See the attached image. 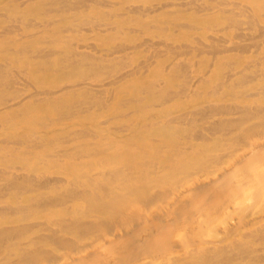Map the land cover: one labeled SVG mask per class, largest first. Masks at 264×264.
<instances>
[{
	"label": "bare ground",
	"instance_id": "1",
	"mask_svg": "<svg viewBox=\"0 0 264 264\" xmlns=\"http://www.w3.org/2000/svg\"><path fill=\"white\" fill-rule=\"evenodd\" d=\"M15 1L0 5L7 10L0 14V61H4L0 62V122L13 124L7 131L10 135L0 140V250L12 258L8 264H49L52 257L63 261L81 250L87 255L86 264H129L147 252L159 256L161 264H264V245H254L264 243V227H254L213 246H203L195 236L198 231L190 230L184 243L190 241L189 245L195 246L192 250L165 253L179 248L172 241L179 215L182 221L192 223L199 212L218 211L233 201L244 181L254 184L255 201L264 190V172L255 173L264 163V105L259 103L264 99V52L245 63L223 59L208 72L204 62L196 60L197 52H219L227 38L210 37L207 44L188 33L195 25L209 21L217 10L229 12L230 26L236 28L244 22L238 15H245L249 32L237 33L240 41L229 49L245 51L250 45L244 41L264 42V0H235L231 5L226 0H158L150 6H130L129 11L138 16L124 23L121 13L80 16L84 8H109L105 0H39L36 5L42 13L54 9L62 14L59 21L48 24L37 17L22 16L23 11L12 5ZM243 1L252 4L251 10ZM175 6L171 13L177 17L167 15ZM205 10L209 15L201 14ZM189 11L190 21L179 22ZM153 12V17H146ZM125 23L140 24L141 31L150 37L140 43L127 42ZM89 29L92 35L84 33ZM180 39L188 42H173ZM116 40L123 42L104 53L88 49L92 42ZM37 43L44 46L33 49ZM143 44L152 48L154 56L161 49L186 56L180 61L166 63L165 58L149 64L152 73L146 92L159 103H173L159 115L139 98H129L114 110L134 107L129 113L139 112L133 121L113 128L103 125L94 106L109 109L106 93L111 82L106 79L137 73L138 67L124 70L129 66V50ZM12 54L18 56L17 61H8ZM19 62L22 69L16 66ZM37 72L43 76L36 77ZM210 73L222 77L203 92L199 88L209 83ZM23 75L35 78L43 88L27 93L19 87ZM139 85L127 82L122 89L136 95L143 91ZM79 93L85 97L74 101ZM217 93L236 102L211 103L171 115L182 105V98L205 100ZM249 97L254 99L244 102ZM45 109H56L59 116H45ZM75 116L78 118L73 120ZM64 120L87 129L74 130L67 122L59 134L48 132L50 124ZM152 135L159 137L157 141ZM207 137L214 139L213 148L188 143L206 141ZM225 141L232 147L229 154L212 152L225 146ZM33 158L36 160L31 162ZM56 160L65 162L61 169L68 173L67 178L14 171L36 170L44 162ZM15 161L22 166L14 165ZM49 188L54 194L42 193ZM33 190L39 194L24 202V195ZM189 192L195 197L189 198ZM33 214L40 218L34 223L28 221ZM170 218L175 226L166 221H172ZM101 243L107 254L83 251ZM55 250L63 252L58 255Z\"/></svg>",
	"mask_w": 264,
	"mask_h": 264
},
{
	"label": "rangeland",
	"instance_id": "2",
	"mask_svg": "<svg viewBox=\"0 0 264 264\" xmlns=\"http://www.w3.org/2000/svg\"><path fill=\"white\" fill-rule=\"evenodd\" d=\"M10 0H0V5L1 4H11L9 3ZM37 1L39 0H33L31 2H33V4L30 3L29 0H17L12 5H15V7H19V12L23 11L22 16L27 17L28 19H32L33 17H37L40 19L41 22L44 23H50V21H59L62 18V14L59 11H56L54 9L51 10H47L46 13H42V10L40 8L37 7ZM44 1H50V0H44ZM106 3L108 2L109 8L108 7H102L101 9L99 8H94V7H89L87 9L84 8V11L80 14L81 17H86V16H93V15H97V14H101L98 17H103L107 12H112V13H121L122 14V20L121 22H125L127 21H135V19L137 18L138 14H136L135 12H131L129 11V7H133V6H140V5H145V6H150L153 4H156L158 0H130V1H125V0H105ZM177 1V0H175ZM230 3V5L232 4V2H234L235 0H226ZM30 3V4H29ZM112 4V5H111ZM243 4L248 6L249 10L250 7L252 6L251 3L243 1ZM229 5V7H231ZM110 6H114L113 8ZM36 8V9H35ZM112 8V9H111ZM172 9H176L175 7H171L168 9V11L170 13H168L167 15H172V17H177L175 14H172ZM39 11L40 14L39 15ZM49 11V12H48ZM26 12H27V16H26ZM99 12V13H98ZM209 10H205L202 11L201 14L204 15H209ZM250 12V11H249ZM3 13H7L6 7H0V14ZM25 15H24V14ZM155 12L151 13L150 16H146V17H153V14ZM185 13V14H184ZM182 16H180V20L179 22H189V18L192 15L191 12H184ZM264 13V12H263ZM156 14V13H155ZM39 15V16H38ZM206 15V16H207ZM212 15H214L213 17H211V19L207 22L204 23H199L197 25H195V28L191 29L188 31V33L193 36V37H200L203 38L205 40V42L210 43V37H222V38H227L226 39V43L224 44V46L222 47V49L218 52H214L212 50H206L205 52L199 53L197 52L196 54L198 55L196 57V60L199 62H204V64L206 65V71H212L214 69V67L216 66V64H218L217 62L225 59V60H231L235 63H245L246 60L255 58L257 55L261 54L264 52V42H261L259 44H254V42H251V40H247L244 41L245 44H249L250 46L248 47L247 50L245 51H236V50H229L233 47V45L235 44V42H239L240 39L236 38L235 35H237V33H248L249 32V25L248 23L245 22L246 20V16L245 15H238V18L241 19L242 21H244L242 23V25L240 26V28H236V27H232L230 26V20H229V12L224 11V10H217V12L213 13ZM145 17V18H146ZM0 20H1V16H0ZM261 24L264 26V22H261ZM5 26V25H4ZM123 27L125 29V31H127L128 33V38L130 39L127 42H134V41H138L139 43L143 41V39L145 37H150L146 34H144L141 29L142 26L138 23H125L123 24ZM0 30H1V26H0ZM70 33V32H68ZM85 34L87 35H92L93 31L92 29L86 30L84 31ZM208 34V35H207ZM123 42L121 40H116V41H107L104 44H98V43H94L92 42V46H90L88 49L89 50H93L94 52H100V53H104L105 49L114 47V45H116L117 43ZM176 45H180V44H186L188 41L186 39H180V40H176L173 41ZM44 46L43 43H37V45L32 46L33 49L36 48H40ZM129 66L124 70L127 71V69L131 70L133 68L138 67L137 73L131 74L130 76H127L126 78H121L122 76L119 77H110L107 78L106 81H110L111 84L109 86L108 92L106 93V96L108 97V99L110 100L109 102V109L107 110V108L103 107V106H99V105H95L94 110H96L98 112V122L102 123L103 125H106L108 127H118L122 124L125 123H129L131 121H133V119L135 118L136 114H138L139 111H137L136 114H130L132 111V107L128 108L127 110H114V108L121 103L124 100H127L129 98H139L142 103L144 105H150L152 107V111L155 114H159V115H164L166 113L167 110L170 109V106L172 105L173 102H169L166 104L163 103H159L155 98H153L152 96H150L147 92H146V87H147V79H149V77L151 76V69L152 66L149 67V64L152 63V65L157 64L158 62L162 61L163 59H167L166 63H169L170 61H180L182 59H184L186 56L185 55H176L174 52L173 53H169L166 52L165 49H161V51L159 52L158 55L154 56L153 50L152 48H150L147 44H143L142 46H140L137 49H131L129 50ZM166 53V55H165ZM13 59L8 58V61H17L18 56H15L14 54H12L11 56ZM35 58V57H34ZM31 60V59H30ZM34 59H32L31 61H33ZM0 62H4L3 60ZM35 62V61H33ZM17 67L19 68H23L24 65L23 63L19 62L16 64ZM264 67V64H263ZM123 71V72H124ZM211 74V73H210ZM212 73L211 75H209V83L206 84V86L200 87L199 89L203 92L208 91L209 89H212V84H214L215 82H218V80L222 77L221 74L217 75ZM43 73L41 72H37L36 73V77H42ZM177 82H180V80H176ZM60 82V81H59ZM127 82H137L139 83L140 87L143 89V91L139 92L136 95H133L132 93H130L127 90L122 89L123 85ZM62 83V82H61ZM19 87L23 88V90H26L27 93L30 92H34L36 91L37 87L39 89L43 88V87H39L38 84L35 82V78L33 77H27V76H22L21 81L19 83ZM214 97H209L208 99L205 98V100H201L198 99L196 100V98H182L180 101L182 103V105L180 107L174 108L173 109V113L171 115H178V114H182L185 112H192L194 109H196L198 106H207L211 103H217V104H221L223 102H236V100L234 98H223L219 93L214 94ZM85 97L84 94H75L74 96V101L77 100H82ZM254 98H248V99H244V102H249L252 101ZM260 104L264 105V99H262L261 101H259ZM112 110V111H111ZM130 112V113H129ZM45 116H49L52 118H56L59 116V113L56 109H45L42 113ZM126 114V115H124ZM232 116V115H231ZM217 118L219 116H216ZM75 118H78L77 116L73 117V120H76ZM71 119V120H72ZM71 120L66 121L64 120V122L62 121H55L54 123L50 124V126H48L47 130L48 132H55L57 134H59L61 132V129L64 125V123H72V129L74 130H81V129H87V127L83 126L82 124H78L76 122H72ZM159 120H161L159 118ZM135 122V121H134ZM1 130L0 131V140L6 138L8 135H10L9 132H7L11 127H12V123H1ZM209 136H211V134H207ZM224 137V136H222ZM159 137L157 135H152L151 139H153L154 141H157ZM179 137H175L176 140H178ZM182 141H184L182 139ZM198 141V142H197ZM228 141V140H226ZM225 141V144L227 143ZM190 144H195V145H200V146H207L213 148L214 145V139H211L210 137H207L206 141H201V140H189ZM207 143V144H205ZM232 150L231 145L226 144L225 146L220 147V149H212V152L215 153H221V154H229L230 151ZM36 159L33 158L31 159V162H34ZM16 166H22L21 162H14L13 163ZM65 162L64 161H46L43 163V165L36 169V170H26V169H19V170H14L15 172L18 173H30V174H34V173H38L39 176L41 177H45V178H54V177H58V178H67L68 177V173H66L65 171H63L61 168L64 167ZM0 166H1V161H0ZM18 168V167H17ZM60 169V170H58ZM57 170V171H56ZM263 173L264 172V163H260L255 171V173ZM241 180V179H240ZM245 178L243 177L244 181ZM247 181H244V183L240 184L243 185L241 186V190L238 191V193H236L235 195H233L234 199L233 201H229V203L223 204L224 207L220 208L218 211L213 212H205V216L204 212H199L195 215L194 220H192L190 222H186V220H183V217L181 215H179L178 218L175 219V221H178L175 226V224L173 223V219L172 215H169L172 221L167 220L169 217H167L166 221H169L168 223H170L172 225V223L174 224L175 230H173V234H172V241L174 243H176L179 248H175L176 250H169L166 251L165 253L167 254H178L179 249L181 248V250H192L195 246H191L189 245V242H185V237L187 238L190 234V230L192 231H198L197 235L195 236H199V238L197 239H201L202 240V245L203 246H213L215 243L214 242H218L219 244H221L223 241L229 240L231 238L242 236L245 233H247L250 229L254 228V227H264V217H261V215L264 216V190L260 193L259 195V199L258 201L254 200V192H255V187L253 186L254 184H252V181L249 183H246ZM240 183V182H239ZM246 186V187H245ZM54 189L53 188H49V189H43L42 193L51 195L54 194ZM39 194L38 191H29L28 193H26L24 195V202H31V198L36 197ZM188 194V192H187ZM190 196L189 198H193L194 196V192H189ZM237 195V196H236ZM9 198L12 196V194L7 195ZM74 206V205H73ZM251 206V207H250ZM250 207V208H249ZM246 208H249L248 210H246ZM245 210H246V214H245ZM218 212V213H217ZM244 212V213H243ZM204 216H202V214ZM209 213V214H208ZM217 213V214H216ZM34 214H39V213H34ZM34 214L30 217V219L28 220L29 222H36L38 221L40 218H38V216H34ZM20 215V214H19ZM209 216V217H208ZM21 217V216H20ZM182 217V218H181ZM206 217V219L204 218ZM210 218V220H209ZM0 219L1 216H0ZM179 219V220H177ZM213 219V220H212ZM252 219V220H250ZM249 221V222H248ZM185 222V223H184ZM203 222V223H202ZM190 223V224H189ZM169 224V225H170ZM189 224V225H187ZM144 225V222H143ZM170 225V226H171ZM191 225V226H190ZM173 226V225H172ZM182 228H181V227ZM145 227V225L143 226ZM180 227V228H179ZM201 228V232L199 233V229ZM173 229V227H172ZM188 229V230H187ZM156 232L152 230L151 235L154 237V234ZM235 233V234H233ZM201 234V235H200ZM194 236V234H193ZM144 238V236H142ZM176 242H175V241ZM219 240V241H218ZM25 242L27 243V240L25 239ZM182 242V243H181ZM195 242V239L194 241ZM103 243H108L107 241L103 242ZM103 243H101V247L98 244L97 247H93V248H87V249H83L84 252H87L89 255H101V254H107V249L104 252V248L105 246L103 245ZM173 243V244H174ZM184 243V245H183ZM255 246L262 248L264 243H254ZM183 246V248H182ZM99 248V249H97ZM103 250V251H101ZM93 251V252H92ZM56 254L61 255V253L63 252V250H60L58 253L55 250ZM147 252L145 255L141 254L138 255L134 258V260L129 263V264H161L162 260L160 259V257L158 255L157 258L156 257H152L151 255L153 254L152 252ZM174 253V254H173ZM155 254V253H154ZM87 256V255H86ZM85 254H82V250L78 251V252H74L71 253L70 256L65 257L63 261L57 260L52 257L49 264H86L85 263V259H86ZM108 257L110 258V256L108 255ZM12 258H8L4 252L2 250H0V264H8L9 261H11Z\"/></svg>",
	"mask_w": 264,
	"mask_h": 264
}]
</instances>
